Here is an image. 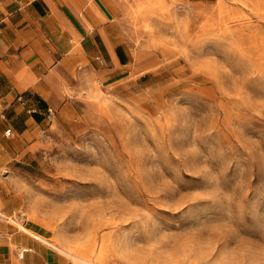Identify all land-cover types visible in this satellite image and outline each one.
<instances>
[{
	"label": "rangeland",
	"instance_id": "1",
	"mask_svg": "<svg viewBox=\"0 0 264 264\" xmlns=\"http://www.w3.org/2000/svg\"><path fill=\"white\" fill-rule=\"evenodd\" d=\"M98 1L130 75L94 77L72 125L5 165L0 233L34 226L68 264L85 263L54 244L92 264H264V0Z\"/></svg>",
	"mask_w": 264,
	"mask_h": 264
},
{
	"label": "crops",
	"instance_id": "2",
	"mask_svg": "<svg viewBox=\"0 0 264 264\" xmlns=\"http://www.w3.org/2000/svg\"><path fill=\"white\" fill-rule=\"evenodd\" d=\"M98 2L0 0V173L31 146L41 128L47 131L54 121L73 124L81 107L76 96L94 77L114 81L130 75L129 49L117 40L110 11L106 17L96 10ZM101 18L107 21L99 23ZM98 64L105 66L100 70ZM48 110L54 114L51 123L44 118ZM8 128L11 133L6 135ZM23 228L2 227L0 264H68L31 234L45 237L41 230L27 224Z\"/></svg>",
	"mask_w": 264,
	"mask_h": 264
},
{
	"label": "built area",
	"instance_id": "3",
	"mask_svg": "<svg viewBox=\"0 0 264 264\" xmlns=\"http://www.w3.org/2000/svg\"><path fill=\"white\" fill-rule=\"evenodd\" d=\"M17 100L20 101L21 104H23V105L25 104V101L22 99L21 96H18ZM27 111L32 112V109H28ZM53 115H54L53 112L51 110H48L47 113L45 114L44 118L46 119V121L48 123H51L53 121ZM45 132H46L45 128H41L39 131V135H43V134H45ZM10 133H11V130L9 128L5 130L6 135H9ZM24 250H26V249H23L22 251H24Z\"/></svg>",
	"mask_w": 264,
	"mask_h": 264
},
{
	"label": "bare ground",
	"instance_id": "4",
	"mask_svg": "<svg viewBox=\"0 0 264 264\" xmlns=\"http://www.w3.org/2000/svg\"><path fill=\"white\" fill-rule=\"evenodd\" d=\"M24 230H26L25 228H23ZM37 239H41L39 236H37V235H34ZM54 248L56 249V250H58V251H60V252H62V253H64V254H67V256L69 255V256H71L73 259H75L76 261H79V262H81V263H85V264H92V263H90L89 261H87V260H84V259H82V258H80V257H77V256H74V255H71L68 251H65L64 249H62V248H60V247H58L57 245H55L54 244Z\"/></svg>",
	"mask_w": 264,
	"mask_h": 264
}]
</instances>
